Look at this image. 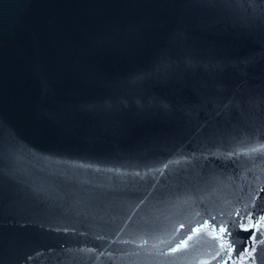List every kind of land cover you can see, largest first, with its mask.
<instances>
[{"label":"water","instance_id":"95a60500","mask_svg":"<svg viewBox=\"0 0 264 264\" xmlns=\"http://www.w3.org/2000/svg\"><path fill=\"white\" fill-rule=\"evenodd\" d=\"M0 264H264V0H0Z\"/></svg>","mask_w":264,"mask_h":264}]
</instances>
